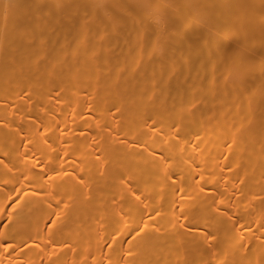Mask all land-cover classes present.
<instances>
[{"label":"bare ground","instance_id":"6f19581e","mask_svg":"<svg viewBox=\"0 0 264 264\" xmlns=\"http://www.w3.org/2000/svg\"><path fill=\"white\" fill-rule=\"evenodd\" d=\"M0 264H264V0H0Z\"/></svg>","mask_w":264,"mask_h":264}]
</instances>
